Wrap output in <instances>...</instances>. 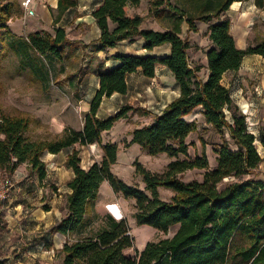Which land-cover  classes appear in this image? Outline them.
<instances>
[{
	"label": "trees",
	"instance_id": "16d2710c",
	"mask_svg": "<svg viewBox=\"0 0 264 264\" xmlns=\"http://www.w3.org/2000/svg\"><path fill=\"white\" fill-rule=\"evenodd\" d=\"M141 1L100 0L91 11L100 36L86 43L71 39L66 26L58 25L79 0H58L57 8H51L53 30L41 29L27 36L15 33L9 25L10 20L23 16L21 2L0 0V73L4 61L14 53L21 72L29 73L44 92L51 88L53 63L69 56L82 64L70 71L72 82L87 72L100 78L90 109L83 115L82 129L68 126L53 138L34 137L30 133L33 116L0 112V172L13 175L26 163L30 173L42 183L48 176L45 154L71 149L65 165L75 175L67 183L70 191L66 195V213L49 229L51 234L61 232L67 236L59 250L61 264H264V179L252 176L264 162L257 145L258 140L264 145V127L258 135L249 129L247 114L223 83L224 74L238 70L246 55L264 56V39L245 48L237 45L231 33L232 19L226 12L241 0H152L150 12L163 30L144 27V17L129 12ZM254 1L264 9V0ZM197 21L209 24L211 46L206 50L205 80L199 75L205 65L190 59V42L182 34L184 23L188 31L198 32ZM139 38H143L147 51L169 43L170 52L164 56L117 52L111 56L119 61L114 67L107 66L106 59L99 56L124 40L134 42ZM158 64L173 72L180 94L161 113H156L151 123L135 127L130 143L139 144L151 155L166 153L174 159L163 173L152 172L135 161L136 172L146 183L143 190L113 172L119 146L102 140L103 131L112 129L139 107L126 103L107 117L98 112L105 97L128 92L129 74L140 70L143 75L154 77ZM3 89L0 78V92ZM197 109L222 138L215 148L214 167H210L205 151L194 158L189 156L187 138L197 130L198 123L187 116ZM96 142L101 144L102 160L84 167L81 147ZM191 169H204L203 178L183 180L181 175ZM104 181L126 198H135L138 224L163 231L178 225L176 232L148 241L132 257L126 254L134 243L126 219L108 215L104 225L89 231L87 216L95 208ZM160 187L174 191L171 199L160 196ZM44 209L49 210L50 206L45 204ZM45 244L53 243L49 240ZM0 264L8 263L1 260ZM9 264H15V260Z\"/></svg>",
	"mask_w": 264,
	"mask_h": 264
},
{
	"label": "rangeland",
	"instance_id": "374dc122",
	"mask_svg": "<svg viewBox=\"0 0 264 264\" xmlns=\"http://www.w3.org/2000/svg\"><path fill=\"white\" fill-rule=\"evenodd\" d=\"M19 1L22 4L23 0ZM82 1L85 0H81V2ZM151 1L152 0H142L139 6H131L129 12H140L144 14V27L155 26L163 28L159 21L155 19L154 14L150 12ZM23 16L20 17L24 22L23 29L22 27L21 29L23 34L27 36L29 33L27 27L28 23L31 19H36L37 15L29 16L26 19H24ZM15 19L16 18L13 20ZM11 21L12 20L9 21L10 28ZM196 23L199 27L198 32L188 31V25L184 23L182 33L190 42L189 56L194 63L201 62V60L204 59L206 50L209 49L211 45V41L207 35L209 24L204 21H197ZM50 30H53V27H51ZM67 31L69 36L77 38L92 33V25L85 21L79 24L73 22V24L67 25ZM134 47L130 46L129 49L132 50ZM139 52L143 51L140 50ZM158 52L159 54H164L166 50L164 48H159ZM77 61L78 58H71L70 56L63 61H55L51 69V88L48 92H44L39 84L30 77L29 73L21 72L19 58L14 55V53H10L4 61V67L0 73V78L4 85L3 91L0 92V112L3 111L11 114L24 112L33 116L35 120L32 123L30 133L34 137L53 138L62 134L66 127H75L80 124L81 118L83 121L84 113L79 109V101L76 98L79 97L80 89L82 92L80 84L83 78H80L79 75L81 74H79L73 80V83L72 79H69L70 71L82 65ZM149 81V83L148 80L139 81V88L130 94V96L137 97L138 99L131 97L133 102L129 103L139 108L132 112L129 117L119 120L112 129L102 132L103 143L112 141L116 142L119 146L118 160L112 167L113 172L125 182L136 185L143 190H145L146 183L142 175L136 172L135 161H139L152 172L163 173L166 171L169 162L174 159L166 153L151 155L139 144L130 143L132 138L131 131L135 127L147 125L154 120V114L150 110L151 108L148 107L155 105V101L159 99V94L156 91L159 90V87L165 86L166 89H168L167 91L171 89L170 87L173 83L172 73L166 68L165 71H161V76L158 81ZM147 85L152 86L153 93L148 94L146 91H150V89L147 87L145 91L141 92L142 96L138 95L140 91L138 89H142V87ZM139 99L146 100V104L142 106ZM113 113H115V111H112V114ZM189 119H196L198 123L197 130L192 132L187 138V142L190 144L189 156L194 158L196 154H202V152L205 151L210 161V167H214L217 156L215 148L222 141L220 133L205 124L199 109L190 114ZM248 123L251 126L253 125L251 121ZM258 141V149L261 154L264 155V148ZM103 154L100 143L96 142L85 145L81 147L80 152L82 164L89 166V164L96 160L101 161ZM180 156L184 157L183 155ZM44 159L47 163L48 176L42 183L38 181L36 175H33L26 169H17V175H8L5 172H0V178H12L15 186L17 183L22 184V182L18 181H21L23 177V182L34 185L33 190H29L31 186L26 188V184L22 185L20 192H17L19 189L14 190V187L12 189L10 195H13V193L15 194V192L19 193L17 199L22 202L18 210L15 208L11 210L13 216L15 218L16 215L22 217V213L20 215L19 211H23L27 216L19 219L18 225H20L21 231L13 230L11 241L19 239L18 241L20 242H28V239L24 238L21 234L24 233V230H27V232L29 231L23 224L26 223V219H29L32 212L41 213L42 209H44V205H49V201H51L53 207L56 208V212L53 213V218L55 220L59 216L63 217L66 213V195L69 190L67 183L72 179L70 178L71 170L65 165L67 159L66 151L52 157L47 154L44 156ZM203 173L204 169H191L184 172L181 177L185 181L194 179L201 180L203 178ZM252 176H255L257 179H264V162ZM159 191L160 196L166 200L171 199L174 195V191L171 188L160 187ZM2 208L3 204L0 206V211ZM135 212V198H126L121 192L116 191L108 181H104L101 185L95 208L93 212L87 216V221L89 223L88 229L89 231L90 229H99L106 223V216L108 215L118 220L126 219L130 227V233L134 238L133 246L126 249V254L132 257H135L138 250L140 251L143 249L148 241L172 236L178 229V225L172 226L168 231H163L148 224H138L135 218ZM29 221V229L31 232H28L30 233L28 236L31 237L29 238L30 240H33L31 250L33 253L37 252V254L34 253L33 255L29 253V251H26L21 264H61L59 250L65 241L58 239L53 241L52 247L47 249L49 252H46L47 250L45 249L48 246L46 244L44 245V243L39 240V236H36L39 234L38 228L34 227L32 229V220ZM36 245H38V247H36ZM39 246H41V250L43 251L41 255H38ZM43 253L46 256H48V253L52 256L50 262L44 261V258H42Z\"/></svg>",
	"mask_w": 264,
	"mask_h": 264
},
{
	"label": "crops",
	"instance_id": "0c3cea01",
	"mask_svg": "<svg viewBox=\"0 0 264 264\" xmlns=\"http://www.w3.org/2000/svg\"><path fill=\"white\" fill-rule=\"evenodd\" d=\"M100 0H85L79 1L78 5L74 7L70 12H67L64 14L62 20L58 23V25L66 26L68 24H73V22H76L77 24L81 22H88L92 25V33H89L87 35H82L80 37H71V39L80 40L83 42L88 43L89 41L93 39H97L100 36V28L96 23L95 18L92 16L91 11L93 8L99 3ZM58 0H34L33 7L36 11L37 18L31 19L28 23V30L29 32H34L41 29H50L54 26V16L52 13L51 8L55 9L57 8ZM131 14H140L144 17V14L140 12H130ZM226 15L231 17L232 23H231V33L233 34L237 45L240 48H245L249 43H255L259 40L264 39V9L259 8L254 0H241V1H235L230 9L226 12ZM24 18V17H23ZM28 18V17H27ZM22 21V22H21ZM23 20L20 17H17L15 20L11 21V29L19 34H23ZM144 23V22H143ZM22 25V26H21ZM22 27V29H21ZM146 28H153L156 30H163V28L160 27H146ZM130 46H136L132 50L129 49ZM211 46V45H210ZM164 48L166 52L164 54H159L158 49ZM171 45L169 43L164 44L162 46H157L151 51H147L143 48V38H139L134 42H131L129 40H124L120 42L116 47L109 49L107 52H100L99 56H101L103 59H106V65L109 67L116 66L119 61L113 57H111L113 54L117 52H122L125 54H153L157 56H164L170 52ZM210 48V47H209ZM143 52H139L140 50ZM201 63L205 65V67L200 71L199 75L204 80L208 76V60H207V54L205 55L204 59L201 60ZM86 64V62H85ZM168 68L167 66L163 64H158L156 68V75L154 77H147L142 74L140 70L133 72L128 75V85L129 90L127 93H119L116 92L110 97H105L101 103L98 115L101 117H107L112 114V111L117 112L120 107L126 103L133 102L131 100L130 94L137 90L139 81H145L148 80V83L151 81H158L161 76V71H165V69ZM169 69V68H168ZM170 70V69H169ZM172 73L173 83L171 84V89L167 91L165 86L159 87V90H156L159 94V99H157L155 102V105H152L148 108H151L150 110L155 115L156 113H161L164 107L171 102L175 97H177L180 94V88L175 80L173 72ZM82 82L80 84V87L82 88V92L80 89L79 97L76 98L78 102V107L81 110V112L85 113L90 109V102L96 92V90L100 87V78L92 73L87 72L82 77ZM73 83V82H72ZM223 83L231 89L232 96L235 99L236 103L240 106V108L243 110L245 114H247V120L248 122L251 121L253 123L252 128L255 130V134H259V129L261 127H264V56L260 54H249L246 55L242 61V64L238 70H230L224 74L223 77ZM146 87V88H145ZM145 87H142V89L138 92V95H141V92L145 91L147 87H149L150 91H146L148 94L153 93L152 86L147 85ZM171 91V93H170ZM135 99H138L137 97H133ZM146 99V98H144ZM139 99L142 106L146 104V100ZM200 114H202L201 109ZM114 114V113H113ZM189 116H187V119H189ZM203 116V114H202ZM190 120V119H189ZM83 127V121L81 118L80 124L76 125L74 128L76 129H82ZM137 144V143H134ZM259 144L264 148V145L259 142ZM71 149H65L61 152L66 151V155ZM59 152V153H61ZM57 153V154H59ZM49 154L51 157L56 155L54 153H46L45 155ZM82 157V156H81ZM217 163V161H216ZM92 164V163H91ZM89 164V165H91ZM84 167H88L87 165L82 164ZM216 165V164H215ZM214 165V166H215ZM18 169H27V164H21ZM18 170V171H19ZM70 178L74 177V171L70 168ZM22 172V171H20ZM24 179V177H23ZM21 179L22 184L17 183V185L14 187V190H18L17 192H20L21 187L23 184H26L23 182L24 180ZM31 186V189L33 190L34 185L26 184V188ZM70 189L68 190V192ZM15 192L13 195H10V197L3 203V208L0 211V261L1 260H7V263L9 264L12 260H15V264H21L22 259L24 257V253L26 251H29V253L37 254V252H34L31 250L33 246V240H30L28 235H30L31 230L30 228V221L32 220V229L34 227L38 228V235L39 240L42 241L45 245V241L51 240L52 243L55 240H67V236L61 232H57L55 234H51L49 232L50 227L57 224L62 216H59L56 220L53 218V213L56 212V208L53 207V204L51 201L48 202L50 209H42L41 213H35L32 212L30 214L29 219H26V223L23 224L27 230H24V233H21L22 236L26 239H28V242H20L19 239L15 241L12 240V231H21L19 224V219H21L24 216H27L23 211H19L20 215L22 213V217L16 215V218L13 216L11 210L15 208L18 210V207L22 205V202L18 201V194ZM44 208V207H43ZM18 212V213H19ZM28 212V211H27ZM28 224V226H27ZM38 241V240H35ZM53 245V244H52ZM51 246H48L45 250L50 249ZM38 247V245H36ZM38 255H41L43 252L41 249V246H39ZM22 250V251H21ZM37 250V249H36ZM142 250V249H141ZM35 251V250H34ZM21 252V253H20ZM46 252H49L48 250ZM17 255V258L15 256ZM42 258H44V261L50 262L52 259V256L48 253V256H46L44 253L42 254ZM48 258V259H47ZM49 264V263H48Z\"/></svg>",
	"mask_w": 264,
	"mask_h": 264
},
{
	"label": "built area",
	"instance_id": "2783aa9c",
	"mask_svg": "<svg viewBox=\"0 0 264 264\" xmlns=\"http://www.w3.org/2000/svg\"><path fill=\"white\" fill-rule=\"evenodd\" d=\"M33 3H34V0H23L22 1V5L25 9L24 16H23L24 19L36 14L35 9L33 8ZM203 121L208 127H212V125L207 123L205 119H203ZM249 129L255 133V130L252 128L250 124H249ZM14 174L17 175V172L15 171ZM13 187H15V185H14L12 178H9V177L0 178V206L10 197Z\"/></svg>",
	"mask_w": 264,
	"mask_h": 264
}]
</instances>
